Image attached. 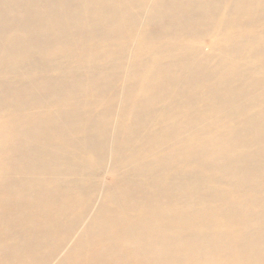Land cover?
<instances>
[{
	"label": "bare ground",
	"instance_id": "bare-ground-1",
	"mask_svg": "<svg viewBox=\"0 0 264 264\" xmlns=\"http://www.w3.org/2000/svg\"><path fill=\"white\" fill-rule=\"evenodd\" d=\"M0 264H264V0H0Z\"/></svg>",
	"mask_w": 264,
	"mask_h": 264
}]
</instances>
